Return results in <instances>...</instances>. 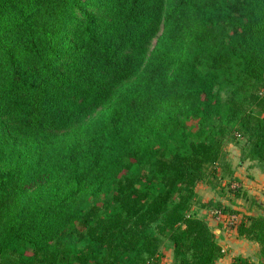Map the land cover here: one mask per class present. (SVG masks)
<instances>
[{
    "label": "trees",
    "instance_id": "trees-1",
    "mask_svg": "<svg viewBox=\"0 0 264 264\" xmlns=\"http://www.w3.org/2000/svg\"><path fill=\"white\" fill-rule=\"evenodd\" d=\"M239 72L253 90L223 99ZM230 133L264 169V0H0V264H161L164 241L173 264H214L195 187L240 193ZM76 222L86 244L61 246ZM229 228L264 259V216Z\"/></svg>",
    "mask_w": 264,
    "mask_h": 264
},
{
    "label": "crops",
    "instance_id": "crops-1",
    "mask_svg": "<svg viewBox=\"0 0 264 264\" xmlns=\"http://www.w3.org/2000/svg\"><path fill=\"white\" fill-rule=\"evenodd\" d=\"M238 151V148L232 150L233 155H236V157H232L234 161L227 158L230 162L232 176L231 179L225 178L227 182L232 180L233 184L240 187L238 195L229 188L217 192L215 188L204 182L198 183L195 187L200 204L193 206L194 211L199 217L205 219L209 227L212 228L223 252L214 264H233V258L236 256L243 258L250 256V259L254 261L258 259L253 254L258 249V244L238 237L234 229H230L213 214L214 209L229 208L239 211L240 216L241 213L264 216V169L255 161L240 160L239 154L237 155ZM209 202L217 203L220 207L211 206L213 204L207 205ZM201 204L206 205L201 206ZM161 264H173L171 249L167 251Z\"/></svg>",
    "mask_w": 264,
    "mask_h": 264
},
{
    "label": "rangeland",
    "instance_id": "rangeland-1",
    "mask_svg": "<svg viewBox=\"0 0 264 264\" xmlns=\"http://www.w3.org/2000/svg\"><path fill=\"white\" fill-rule=\"evenodd\" d=\"M161 31V26L158 31V33ZM155 38H153L150 43L149 47L152 46L154 43ZM216 90H219L221 96L223 99H227L230 97H234L238 100H244L243 98H246L248 94L250 93L251 90H253V84L251 80L247 77H245L241 72H239L237 75H235V78L229 82L226 86L223 87H216ZM183 122L186 125V132H190V135H192V132H195L197 129V120L194 118H183ZM193 140L196 139V137H190ZM245 139L241 136H238L236 134L232 135L231 133L226 135L222 140H221V150L224 152L225 156L229 158V160L234 161V158L236 155H233L232 150H235L236 148L239 149L237 152V155H240V149L242 151L244 150L243 143ZM232 154V155H230ZM238 155V156H239ZM149 170V165L145 166V169L140 168L137 164L133 163L129 165L128 173L127 175L129 177H142L145 172ZM216 191L223 190H228V187L226 185H221L220 180L216 179ZM101 199H90L89 203L84 206L85 211L88 212L90 208L91 210V216L98 215V214H103L104 212V205L100 203ZM85 235V227L82 223L76 222L73 226L67 227L64 230L63 236L60 237V245L64 247H69L70 245V239L74 238L76 240L77 244L79 247H83L86 242L85 239H83ZM166 247H168V243L164 241V246L162 248L163 252L165 254L167 253ZM255 256H257V260H251L255 263L259 260L257 264H264V259L259 251V246L258 249L253 252ZM246 259H250V256L245 257ZM0 260L6 262V261H12V258L8 254H4L0 257Z\"/></svg>",
    "mask_w": 264,
    "mask_h": 264
},
{
    "label": "built area",
    "instance_id": "built-area-1",
    "mask_svg": "<svg viewBox=\"0 0 264 264\" xmlns=\"http://www.w3.org/2000/svg\"><path fill=\"white\" fill-rule=\"evenodd\" d=\"M213 214H215L218 219L223 221L226 226L232 225L240 219V215L237 213H224L219 209H214Z\"/></svg>",
    "mask_w": 264,
    "mask_h": 264
},
{
    "label": "water",
    "instance_id": "water-1",
    "mask_svg": "<svg viewBox=\"0 0 264 264\" xmlns=\"http://www.w3.org/2000/svg\"><path fill=\"white\" fill-rule=\"evenodd\" d=\"M255 259V258H254Z\"/></svg>",
    "mask_w": 264,
    "mask_h": 264
}]
</instances>
